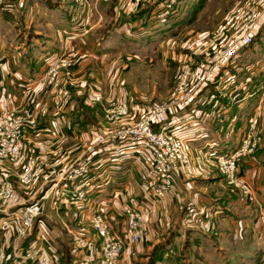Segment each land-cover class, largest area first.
I'll return each instance as SVG.
<instances>
[{"label": "rangeland", "instance_id": "rangeland-1", "mask_svg": "<svg viewBox=\"0 0 264 264\" xmlns=\"http://www.w3.org/2000/svg\"><path fill=\"white\" fill-rule=\"evenodd\" d=\"M30 1L23 0L21 7L22 18L31 22V26L28 27L30 35L34 36L32 33L35 30L39 31L40 28L43 34H49L41 21L43 12L35 9ZM57 2L67 8V12H70L82 30L86 28L88 34L94 35L112 29L114 19L125 14L146 15L148 12L153 18V35L146 41L143 39L140 41L132 39L135 28L131 32L127 31L122 36L115 37L119 46L108 45L107 56L104 58L98 54L79 52L74 45L68 46L64 39L57 35L54 37L55 41L48 42L54 49L61 51L57 59L53 60L58 64L57 73L54 76L50 75L49 65L47 66L40 89L42 94L37 91V95L28 97L24 103L16 101L14 107L9 109L0 106V116L14 112L17 116L27 117L22 133L17 139L20 152L16 158H3L1 155V150L11 143L13 125L7 124L0 131V218L4 217L5 211L10 213L35 203H40L45 213L40 220L38 218L33 223L26 236L21 235L18 228L5 235L0 234V258L6 255L5 264L15 262L14 257L21 253L24 244L25 251L29 250L34 245L33 239L35 237L40 239L42 237L40 231H44L45 228V232L51 237L46 239L54 246L58 255L59 252L63 254L62 257L59 255L57 263L72 264L75 252L69 245L73 242L77 229L73 228L69 221V211L78 207L65 204L62 200L54 204L53 196L60 188L59 183L65 182L62 179L83 162L88 165L87 177L90 178L93 164L96 162L94 159L96 152L112 144V136L119 135L139 122L152 106L168 104L180 108L182 103L188 102L189 107L198 94L210 86L209 82L203 79H207L208 73L212 72L216 54L240 39L246 31L248 25L245 20L246 12L254 7L256 12L261 14L264 9V0H57ZM99 3L109 6V14L99 16L95 10ZM166 6L170 7L168 16L158 19L161 8ZM65 8L62 12L58 11L63 19L66 17ZM262 17L258 18V22ZM228 67L217 74L221 77ZM185 75L187 79L183 81ZM38 95H42V105L46 106L47 112H52L64 126H69L68 137L56 138L33 132L26 134L27 126L31 125L36 113L39 114L38 109L42 110ZM114 102L116 106L117 103L125 104L129 113L118 120L110 121L108 114L110 110L115 109ZM183 112L185 110L180 113ZM66 113L69 120L65 117ZM253 125L260 137L253 154L255 155L264 144V133L259 120L252 118L248 121L244 137ZM184 155L186 160L179 165V175L193 169L187 149ZM207 164L219 174L232 195L239 197L242 203L247 201L250 206H254L255 203L250 202L242 188L225 182L217 163L211 161ZM237 176L244 182V186L256 193L240 166ZM80 180L74 183L69 181V190L73 191ZM4 182L6 184L3 185ZM90 187L86 188L87 198ZM7 189L10 190L9 195L5 192ZM186 213L190 216L196 215L187 210ZM142 214L143 221L138 231V240L130 235L126 219L125 229L119 233L114 230L107 218L101 215L111 236L123 246L121 257L127 249L126 244L131 246L132 250L144 245L143 248L140 247L142 261L138 263L154 264L150 259L155 246L146 250L147 244L151 241L145 237L146 215ZM93 216L94 214L76 235L83 234V237L89 236L97 240L99 262L102 264L101 247L104 238L100 236L99 225ZM207 225L208 233L219 242L221 250L233 254L242 253L241 250L247 240L246 229L235 228L237 231L234 230V236L228 229L227 236H220V231L227 228L225 224H221L217 219H211ZM251 238L250 242H253L255 248L264 252V234ZM249 253L253 255L254 252ZM120 260L121 258L119 262ZM260 260L262 261L260 264H264V253ZM158 263L163 264L161 260ZM187 264H202L200 252L196 251Z\"/></svg>", "mask_w": 264, "mask_h": 264}, {"label": "crops", "instance_id": "crops-1", "mask_svg": "<svg viewBox=\"0 0 264 264\" xmlns=\"http://www.w3.org/2000/svg\"><path fill=\"white\" fill-rule=\"evenodd\" d=\"M21 1L9 0L0 6V106L6 109L14 107L16 101L24 103L28 97L41 91L47 66L61 54L49 44L55 41V36L59 35L68 46L74 45L79 52L104 58L108 45L119 46L115 37L127 31L135 28L132 39L140 41H146L153 35V18L148 12L146 15L125 14L114 19L112 29L93 35L88 34L86 28L82 30L67 8L57 0H29L35 9L43 12L41 21L49 32L43 34L40 28L31 36L28 30L31 22L22 18ZM64 8L66 17L63 19L58 11L62 12ZM95 10L99 16H106L110 8L99 3ZM262 16L253 44L245 48L221 74L220 82L202 90L185 112L169 119L171 127L185 141L193 169L176 176L166 198L160 204H154V176L148 167L149 147L133 142L108 144L94 157L96 162L90 174L92 182L88 201L69 211L73 228L81 231L80 228L93 214L101 213L116 232L122 233L125 229L124 210L134 208L146 215L145 237L151 241L146 250L155 246L150 259L154 264H159L160 260L163 264H187L196 251L201 254L202 264L262 262L260 259L264 252L261 254L250 240L251 236L264 234V144L255 155L245 157L240 164L241 171L256 192L258 202L254 206L247 201L242 203L239 197L232 195L219 174L207 164L216 154L238 148L250 119L257 118L264 133ZM38 96L42 110L38 109L39 114L36 113L31 125L27 126L26 134L68 137L69 126H64L52 112H47L46 106L42 105V95ZM65 117L69 120L67 113ZM190 205L197 210L194 216L186 213ZM211 219H217L227 227L220 231V236H227L228 229L230 233L236 232L238 227L246 229L247 240L242 253L221 250L219 242L208 233L207 224ZM45 231L46 228L40 231L42 236ZM77 231L69 245L75 252L72 264H100L97 240L83 237V234L78 236ZM33 240L34 244L42 242V238ZM126 246L119 264H139L144 245L136 250L128 244ZM25 249L24 244L21 247L23 254H26ZM250 251L254 252L253 255ZM59 253L62 257L63 254Z\"/></svg>", "mask_w": 264, "mask_h": 264}, {"label": "built area", "instance_id": "built-area-1", "mask_svg": "<svg viewBox=\"0 0 264 264\" xmlns=\"http://www.w3.org/2000/svg\"><path fill=\"white\" fill-rule=\"evenodd\" d=\"M9 0H0V5H4ZM169 6L161 8L158 19H164L168 16ZM264 15V9L261 14L256 12V9L250 8L245 14V20L247 21V28L240 39L235 40L225 50L219 51L215 56V65L212 68V72L208 73V78L203 81L209 82L210 85L215 84L221 77L218 71L224 70L229 64L238 56V53L253 44L255 36V30L258 26V18ZM58 64L53 62L48 67V73L50 75H56ZM185 81L187 76L184 77ZM207 86V84H205ZM115 109L110 110V121L118 120L123 116H127L129 113L128 107L123 103H113ZM188 102L182 103L181 107L160 104L152 106L144 115V117L133 124L130 129L119 133V135L112 136V143L116 142H133L141 143L149 147L150 160L149 171L154 176V188H153V202L154 204H160L168 195L171 188L174 185L176 176L179 175V165L181 162L185 163L186 156L185 141L179 136L171 127L169 119L172 116L180 114L182 110H186ZM27 117L17 116L14 112L6 113L0 116V131L2 127L7 124L13 125L11 134L10 145L1 150L3 158H16L19 155L20 147L18 146V136L22 133L24 128V121ZM260 141V137L253 125L247 135L244 137L238 148L231 152L218 153L213 157L215 163L223 173V178L231 186L236 188H242L245 195L249 198L250 202L257 204L256 195L244 186V182L238 178V168L242 160L255 153L257 145ZM88 165L84 162L74 167L73 171L65 176L60 182V188L56 191V195L53 196L54 204L62 200L65 204L75 205L77 207L87 202V190L86 188L91 186V179L87 177ZM81 179L79 185L73 190H69V181L74 183ZM6 182L3 183V185ZM2 185V186H3ZM9 188V187H8ZM9 191V192H7ZM6 194H10V190H5ZM71 194V196H69ZM186 210L191 214H197V210L194 206H187ZM43 206L40 203H35L31 206L17 209L13 212H4V217L0 218V234H7L14 228H18L21 235H27L30 231V227L35 221L44 215ZM124 217L127 220V226L130 235L135 240H138L141 223L143 221V214L141 211L134 208H126L124 210ZM94 221L99 225L100 236L104 238V243L101 247L102 264H118L119 259L123 253L122 244L116 242L115 238L111 236L104 219L100 213L94 214L92 217ZM43 237V238H42ZM42 242L36 243L29 250L15 255L16 264H57L59 255L53 245L46 239L49 238L48 232H43ZM6 255L1 256L0 264H5L7 260ZM5 259V261H4Z\"/></svg>", "mask_w": 264, "mask_h": 264}, {"label": "trees", "instance_id": "trees-1", "mask_svg": "<svg viewBox=\"0 0 264 264\" xmlns=\"http://www.w3.org/2000/svg\"><path fill=\"white\" fill-rule=\"evenodd\" d=\"M39 220H40V218H39ZM160 252L162 253L163 251L160 249Z\"/></svg>", "mask_w": 264, "mask_h": 264}]
</instances>
